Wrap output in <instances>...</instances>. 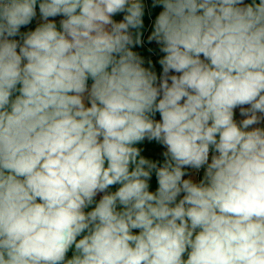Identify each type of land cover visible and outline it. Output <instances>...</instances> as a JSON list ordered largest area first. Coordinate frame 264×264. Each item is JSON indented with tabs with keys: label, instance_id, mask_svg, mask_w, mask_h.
Here are the masks:
<instances>
[{
	"label": "clouds",
	"instance_id": "clouds-1",
	"mask_svg": "<svg viewBox=\"0 0 264 264\" xmlns=\"http://www.w3.org/2000/svg\"><path fill=\"white\" fill-rule=\"evenodd\" d=\"M161 6L158 76L145 0H0V264H264V0Z\"/></svg>",
	"mask_w": 264,
	"mask_h": 264
},
{
	"label": "crops",
	"instance_id": "crops-1",
	"mask_svg": "<svg viewBox=\"0 0 264 264\" xmlns=\"http://www.w3.org/2000/svg\"><path fill=\"white\" fill-rule=\"evenodd\" d=\"M146 4L149 5V10L146 12L144 20H145V27L142 29L143 32V45L142 46H137L135 48H133V51H136L141 57L144 58V66L148 67V61L151 60L152 64H153V70L157 73V75L159 76L162 73V67L159 65L158 60L163 56V53H161L159 51V46L157 44H155V42H149L147 40L148 35H150L151 30H152V24L155 20V17L159 14V12L162 10V6L161 7H157L155 9H151L150 4H151V0H145ZM246 2H250V0H246ZM56 22H57V27L59 28V20L62 19V17H57L55 18ZM113 19L117 22H120L123 19V14H118L115 17H113ZM38 23V17L36 20H33V22L27 26V28H22L21 31H27V30H34L35 27L37 26ZM18 39V37H17ZM89 86L91 85L92 81L89 80L88 81ZM234 119L239 122V120L235 117L236 115V109L234 110ZM156 119H159V114H156ZM262 127H264V125H260ZM137 147H140L142 149V155H144L146 158H151L154 160H159L160 162H163V156H162V152L165 151V149L157 144L155 141H145L142 144L137 145ZM210 162V160H209ZM189 174L191 176V178L196 181L199 182V180L202 178L203 176V172L204 170H200L199 172H196L194 170H188ZM185 178H189L188 176H186ZM158 187V183L156 181L155 176L153 175L152 180L150 181V191H155V189ZM112 191H115V188L112 189ZM99 199V197L97 198ZM71 252L69 253V256H71Z\"/></svg>",
	"mask_w": 264,
	"mask_h": 264
},
{
	"label": "trees",
	"instance_id": "trees-1",
	"mask_svg": "<svg viewBox=\"0 0 264 264\" xmlns=\"http://www.w3.org/2000/svg\"><path fill=\"white\" fill-rule=\"evenodd\" d=\"M235 117L240 121V120H242L244 117H242L241 115H240V110H239V108H237L236 109V115H235Z\"/></svg>",
	"mask_w": 264,
	"mask_h": 264
},
{
	"label": "built area",
	"instance_id": "built-area-1",
	"mask_svg": "<svg viewBox=\"0 0 264 264\" xmlns=\"http://www.w3.org/2000/svg\"><path fill=\"white\" fill-rule=\"evenodd\" d=\"M210 156H211V154H210ZM201 170H204V169L202 168Z\"/></svg>",
	"mask_w": 264,
	"mask_h": 264
},
{
	"label": "rangeland",
	"instance_id": "rangeland-1",
	"mask_svg": "<svg viewBox=\"0 0 264 264\" xmlns=\"http://www.w3.org/2000/svg\"><path fill=\"white\" fill-rule=\"evenodd\" d=\"M201 173H204V171H203V172H201Z\"/></svg>",
	"mask_w": 264,
	"mask_h": 264
}]
</instances>
